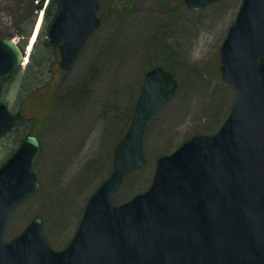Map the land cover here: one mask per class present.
I'll use <instances>...</instances> for the list:
<instances>
[{
	"label": "water",
	"instance_id": "95a60500",
	"mask_svg": "<svg viewBox=\"0 0 264 264\" xmlns=\"http://www.w3.org/2000/svg\"><path fill=\"white\" fill-rule=\"evenodd\" d=\"M219 0H184L200 9ZM47 38L71 68L99 26V0H57ZM24 50L0 38V90L21 67ZM220 72L234 99L212 134H194L160 154L148 188L116 203L123 178L146 163L147 122L172 97L176 82L149 68L131 121L113 150V170L88 198L62 249L52 248L42 219L4 237L16 208L38 189L40 143L27 134L0 165V264H264V0H242L220 47ZM13 124L0 100V136Z\"/></svg>",
	"mask_w": 264,
	"mask_h": 264
},
{
	"label": "rangeland",
	"instance_id": "374dc122",
	"mask_svg": "<svg viewBox=\"0 0 264 264\" xmlns=\"http://www.w3.org/2000/svg\"><path fill=\"white\" fill-rule=\"evenodd\" d=\"M49 1L37 10L41 0H0V38L16 41L26 57L0 90V100L17 117L0 136V165L22 137H37L38 189L14 211L4 237L13 238L38 216L49 245L59 250L74 234L90 195L113 170L114 147L131 121L149 68L168 71L176 88L147 122L146 163L123 178L116 203L148 188L158 155L221 126L234 92L222 80L219 51L242 0L200 9L188 8L184 0H99V26L67 71L59 65L58 48L44 46ZM38 20L39 38L28 48ZM193 41L190 54L187 44Z\"/></svg>",
	"mask_w": 264,
	"mask_h": 264
},
{
	"label": "trees",
	"instance_id": "16d2710c",
	"mask_svg": "<svg viewBox=\"0 0 264 264\" xmlns=\"http://www.w3.org/2000/svg\"><path fill=\"white\" fill-rule=\"evenodd\" d=\"M42 3H43V0H41V2L36 6V9H37V10L42 8ZM125 6H127V5L125 4ZM117 7H120V5H118ZM118 9H120V8L115 9V11H118ZM57 11H58L57 0H50L49 3H48L47 6H46V9L44 10V17H43V21H45L46 19H50V17L52 16V17H51V20L49 21V23H48V25H47V29H48V27H49V24H50L51 21L53 20V18L56 16ZM32 23H33V21L31 22V24H32ZM29 32H30V29H29L28 31H26L25 35L27 36V35L29 34ZM46 34H47V32H46ZM38 38H39V34H37V36H36V39H35V41H34L35 44H36ZM44 46H46V47H54L55 49L57 48L56 46H54L53 44H51V43L48 41V39L45 40ZM57 54H58V53H56V55L54 56L53 61L56 60V57H57V59H58V55H57ZM16 120H17L16 115H13V124H12V127L16 125ZM10 129H12V128H10ZM10 129H9V130H10ZM9 130H8V131H9ZM26 135H27V134H26ZM24 137H25V136H24ZM24 137H22V138L19 140V142H18V146H19V144L22 142V140L24 139Z\"/></svg>",
	"mask_w": 264,
	"mask_h": 264
},
{
	"label": "bare ground",
	"instance_id": "6f19581e",
	"mask_svg": "<svg viewBox=\"0 0 264 264\" xmlns=\"http://www.w3.org/2000/svg\"><path fill=\"white\" fill-rule=\"evenodd\" d=\"M39 22H40V20H38L37 23H36L35 26H34L33 32H32L31 37H30V41H29V43H28V48H30L31 43H32V41H33V39H34V37H35L36 31L38 30ZM34 40H35V39H34ZM33 42H34V41H33ZM194 42H195V41H193V42H189V44H187V49H188V51H189L190 54H192V53L195 51ZM32 44H33V43H32ZM25 60H26V58H25ZM25 60H24V63H25Z\"/></svg>",
	"mask_w": 264,
	"mask_h": 264
}]
</instances>
